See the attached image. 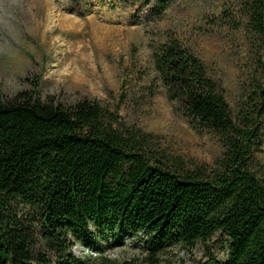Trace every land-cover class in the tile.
Instances as JSON below:
<instances>
[{
    "label": "trees",
    "instance_id": "trees-1",
    "mask_svg": "<svg viewBox=\"0 0 264 264\" xmlns=\"http://www.w3.org/2000/svg\"><path fill=\"white\" fill-rule=\"evenodd\" d=\"M141 1L164 9L170 0ZM246 5L264 48V0ZM154 63L184 116L220 138L214 167L179 173L149 160L139 141L114 127L113 113L88 99L69 107L26 93L0 101V264H86L68 237L92 239L91 223L102 233L149 235L146 264L218 231L231 245L216 264H264V180L250 168L264 144V61L235 114L203 63L176 40L161 45ZM15 202L31 211L19 216Z\"/></svg>",
    "mask_w": 264,
    "mask_h": 264
},
{
    "label": "rangeland",
    "instance_id": "rangeland-1",
    "mask_svg": "<svg viewBox=\"0 0 264 264\" xmlns=\"http://www.w3.org/2000/svg\"><path fill=\"white\" fill-rule=\"evenodd\" d=\"M246 2L170 0L160 9L141 0H0V101L19 93L65 107L88 99L113 113L114 127L139 141L149 160L179 173L212 168L223 152L220 138L170 99L154 53L176 40L203 63L235 114L264 61ZM38 3L48 7L38 12ZM250 168L264 180V144L253 150ZM14 205L19 216L31 211ZM89 231L87 241L68 237L86 264H98V257L146 264L149 235L102 233L92 223ZM230 245L218 231L205 243L164 249L158 264H216L226 260Z\"/></svg>",
    "mask_w": 264,
    "mask_h": 264
},
{
    "label": "bare ground",
    "instance_id": "bare-ground-1",
    "mask_svg": "<svg viewBox=\"0 0 264 264\" xmlns=\"http://www.w3.org/2000/svg\"><path fill=\"white\" fill-rule=\"evenodd\" d=\"M6 2H10L11 0H5ZM15 1V0H14ZM40 6H43V7H48L45 3L44 4H42V3H38V5H37V11L39 12V8H40ZM17 11L18 12H20V10L19 9H17Z\"/></svg>",
    "mask_w": 264,
    "mask_h": 264
}]
</instances>
